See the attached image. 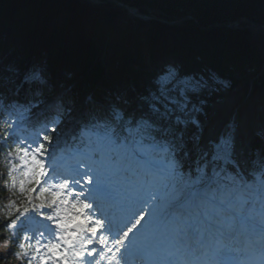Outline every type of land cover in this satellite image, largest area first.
Listing matches in <instances>:
<instances>
[{"label": "snow or ice", "instance_id": "snow-or-ice-1", "mask_svg": "<svg viewBox=\"0 0 264 264\" xmlns=\"http://www.w3.org/2000/svg\"><path fill=\"white\" fill-rule=\"evenodd\" d=\"M231 27L259 37L258 110L219 130L208 100L228 84L207 66L149 61L133 83L85 90L45 53L0 54V154L23 197L0 264H264V12Z\"/></svg>", "mask_w": 264, "mask_h": 264}, {"label": "trees", "instance_id": "trees-1", "mask_svg": "<svg viewBox=\"0 0 264 264\" xmlns=\"http://www.w3.org/2000/svg\"><path fill=\"white\" fill-rule=\"evenodd\" d=\"M101 1H117L144 15L179 23L143 21L116 5L92 0H0V54L28 59L45 53L54 64L74 71L85 90L92 87L98 72L105 71L106 56L116 62L119 71L115 77L105 71L111 78L103 82V89L135 82L139 69L149 61L170 58L190 66H207L228 84L218 85L222 91L208 100L214 130L231 119L235 109L243 120L250 117L253 103L258 110V34L241 33L228 25L241 20L258 23L264 12L262 0ZM1 156L0 223L9 212L14 214L9 202L16 206L23 202L8 186Z\"/></svg>", "mask_w": 264, "mask_h": 264}, {"label": "water", "instance_id": "water-1", "mask_svg": "<svg viewBox=\"0 0 264 264\" xmlns=\"http://www.w3.org/2000/svg\"><path fill=\"white\" fill-rule=\"evenodd\" d=\"M108 3H114V4H117V5H120L122 9L128 11V8H126L124 5L122 4H119L118 2H108ZM131 14H133L134 16H140V13L139 12H130ZM151 20H156L157 18H153V17H150Z\"/></svg>", "mask_w": 264, "mask_h": 264}]
</instances>
